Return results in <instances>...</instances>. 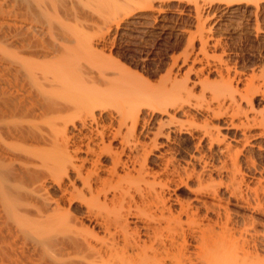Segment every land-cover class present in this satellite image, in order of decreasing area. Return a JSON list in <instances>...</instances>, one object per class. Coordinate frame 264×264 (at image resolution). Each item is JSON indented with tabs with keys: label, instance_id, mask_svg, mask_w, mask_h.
<instances>
[{
	"label": "bare ground",
	"instance_id": "1",
	"mask_svg": "<svg viewBox=\"0 0 264 264\" xmlns=\"http://www.w3.org/2000/svg\"><path fill=\"white\" fill-rule=\"evenodd\" d=\"M148 2L0 0V264H264L263 150L249 147L264 141L252 106L264 78L223 79L224 113L219 99L192 102L207 81L193 67L149 90L84 31L107 33ZM190 110L227 115L238 146ZM176 134L197 140L183 166Z\"/></svg>",
	"mask_w": 264,
	"mask_h": 264
},
{
	"label": "rangeland",
	"instance_id": "2",
	"mask_svg": "<svg viewBox=\"0 0 264 264\" xmlns=\"http://www.w3.org/2000/svg\"><path fill=\"white\" fill-rule=\"evenodd\" d=\"M246 1L151 0L148 4H152L153 7L150 6L153 10L146 7L143 8L146 9L145 11L141 8L142 11L136 12L128 20L125 19L118 27L112 25L110 31L107 32L108 34L105 29L101 32V29L96 27H91L92 30L86 29L89 32L92 31L93 36L92 32L89 33L84 30L85 33L87 32L86 34H89L85 38L92 40L94 49L102 52L100 54L106 56L105 58L110 57L113 65H119L125 71L128 70L129 74L140 76L141 79L146 80L151 85L149 90L152 91L158 90L160 86L154 85H158L159 81L160 84L164 82L166 80L164 78L169 76L166 74H169L170 70L172 72L170 77L176 76L177 81L181 80L187 74L186 72L193 67L192 73L190 71L188 73L190 79L194 80L198 76L203 80L207 79V81L206 86L195 87L194 94L191 95L190 99L193 98L191 99L192 102L198 100L200 104L204 103L203 105L212 102L211 104L215 108L218 105H216L218 103L217 99L223 101L222 96L224 93V97L227 98L226 92L222 90L224 89L222 87L223 79H231L232 86L238 85L241 89L242 85L240 83H243L245 79L254 76L264 78V0ZM136 18H139V20ZM133 19L138 20L137 22L140 25L136 32H130L128 30L130 27L126 25L128 21H134ZM104 32L106 35L104 34L105 36L102 39L99 38L100 34ZM200 36L203 38L201 39L203 42L200 41ZM206 41L207 44H205ZM200 48L206 49L200 50ZM199 59L201 61H198ZM93 62L95 65H93ZM88 64L90 67L93 66L91 68L94 71L97 68H105L100 61H94V59L88 60ZM172 64L177 65H173L175 66L173 67ZM110 66L108 65V68ZM162 78L163 81H161ZM220 80L222 81L220 82ZM151 87L152 89H150ZM161 88L162 86L159 90ZM157 90L156 92H158ZM263 99L262 96L257 94L253 100V110L257 115L264 114ZM206 102L207 104H205ZM219 103H224L222 104V106L224 105L222 107L223 111L220 110L221 113L227 111L228 107L225 108V105L228 101H220ZM241 105L242 107L245 106L244 103ZM190 112L193 115V120L195 117L193 124L199 130L198 127L202 126L207 114L204 110L202 112L190 110ZM180 114H176V118L184 120L185 118ZM143 115L145 118H149L147 112ZM227 117V115L226 117L223 115L220 118H208L209 122L219 129V133L225 136V139L232 146H238L232 138L233 135H237V132L234 133L225 125V121L228 120ZM160 118L165 119V117L159 115L152 117L151 127L155 126L154 123ZM198 130L194 132L195 136L199 135ZM249 144H251L249 147H252V145L254 147V149L252 147V151L256 149L255 146H261L263 151L260 152L256 149L252 152V155L254 154L255 157H253L257 161H264V141L252 138ZM196 145L197 140H191L185 134L174 135V142L170 147L176 151L175 164L183 166V162L188 160L189 154L197 155ZM205 145L204 142L201 143L202 147H198L200 152H206L207 145ZM194 165L198 170L199 166ZM49 188L51 187L48 185ZM52 189H49L50 193H53ZM177 194L182 195L183 193L179 191ZM231 209L234 208L231 207Z\"/></svg>",
	"mask_w": 264,
	"mask_h": 264
}]
</instances>
